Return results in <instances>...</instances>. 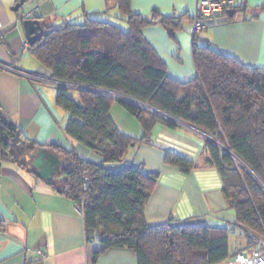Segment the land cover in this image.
Returning <instances> with one entry per match:
<instances>
[{"label": "trees", "instance_id": "trees-1", "mask_svg": "<svg viewBox=\"0 0 264 264\" xmlns=\"http://www.w3.org/2000/svg\"><path fill=\"white\" fill-rule=\"evenodd\" d=\"M117 5L120 14L114 17L127 28L86 12L81 22L45 25L41 37L29 42L40 62L52 70L48 77L81 86L74 87L81 98L76 101L68 93L70 87L56 84L58 104L70 112L65 131L103 157L102 164H95L74 149L50 144L65 158L64 178L51 184L82 207L92 264L111 247L134 249L139 264H216L240 250L264 249V66L246 65L210 41L201 44L199 32H194L196 76L176 80L168 75L166 63L142 29L162 24L173 35L181 26L180 16L154 10L146 17L131 9V0H117ZM234 15L235 9L229 8L214 17L231 20ZM114 100L140 120L144 128L140 138L119 129L110 112ZM145 105L207 135L209 161L222 174L235 223L187 224L171 217L164 223L147 224L144 208L158 173L133 163L110 166L127 162V148L136 140L150 142L157 123L179 125ZM39 146L14 121H7L0 107V161L30 169L27 155ZM166 158L185 170L196 164L176 153H167ZM85 175L89 176L86 188ZM234 232L245 243L235 252Z\"/></svg>", "mask_w": 264, "mask_h": 264}, {"label": "crops", "instance_id": "crops-1", "mask_svg": "<svg viewBox=\"0 0 264 264\" xmlns=\"http://www.w3.org/2000/svg\"><path fill=\"white\" fill-rule=\"evenodd\" d=\"M19 2V9H15ZM231 8L235 9L234 18H210L208 26L199 31L197 41H210L246 65L264 66V0H235ZM106 9H110L108 14H102ZM131 9L146 17L154 10L180 16L181 26L173 35L162 24L145 26L142 32L166 63L170 77L179 81L194 78L193 19L197 0H131ZM30 11H35L31 18L39 19L43 27L81 22L86 12L109 19L120 14L117 0H0L4 24L0 31V61L44 77L51 76L52 70L30 47H25V42L30 41L24 20L29 18L22 14ZM121 25L127 28L126 23ZM57 92L54 84L0 68V107L39 147L56 152L50 144L57 143L76 150L92 163L102 164V155L66 133L70 112L58 104ZM68 93L76 101L81 100L80 94L77 98L78 94L70 90ZM110 112L121 131L136 138L143 135L140 120L121 102L114 100ZM207 140L204 132L190 124L179 122L171 127L159 122L150 142L136 140L128 146L127 162L110 164L120 168L133 163L158 173L144 208L147 224L164 223L171 217L187 224L219 226L237 221L223 191L222 174L209 161ZM167 153H176L196 164L185 170L170 163ZM77 206L73 198L30 169L0 161V264H92L84 212ZM231 241L233 252L245 244L237 232L231 234ZM37 250L45 256L38 257ZM233 258L216 264H234ZM96 264H139V260L132 248L111 247L100 253Z\"/></svg>", "mask_w": 264, "mask_h": 264}, {"label": "built area", "instance_id": "built-area-1", "mask_svg": "<svg viewBox=\"0 0 264 264\" xmlns=\"http://www.w3.org/2000/svg\"><path fill=\"white\" fill-rule=\"evenodd\" d=\"M234 2L235 0H197V10H196V14L193 20L194 32H199L205 29L208 26L210 18H213L215 15L223 12L225 9L231 8ZM22 16L26 18L33 17L35 16V11L24 12ZM3 26L4 24L0 17V31L2 30ZM25 47H29L28 41L25 42ZM0 68L3 70L12 71L13 73L18 74V75H26L32 79L37 78L43 82H48L54 85L61 84L65 86L81 88V86H77L72 83L58 82V81L53 80L50 77H44L42 75L40 76L35 73L25 72L24 70L16 66L8 65L1 61H0ZM111 94H113L114 96H117L118 98L129 100L130 102H133V103H137L141 105L146 104L144 102H141L127 95H122L119 93H111ZM88 178L89 176L85 175V182H84L85 188L87 187ZM77 209L79 211H83L82 207L79 204L77 206ZM37 255L38 257H44L45 253L42 252L41 250H37ZM233 260H234V264H264V249L254 248L252 250H240L234 255Z\"/></svg>", "mask_w": 264, "mask_h": 264}, {"label": "water", "instance_id": "water-1", "mask_svg": "<svg viewBox=\"0 0 264 264\" xmlns=\"http://www.w3.org/2000/svg\"><path fill=\"white\" fill-rule=\"evenodd\" d=\"M20 2L15 5V9H19ZM25 32L30 43H34L41 37L44 27L39 19L29 18L24 20ZM161 114L180 121L172 115L156 108ZM3 117L8 121L12 122L10 114L3 108H1ZM27 159L30 160L29 168L34 170V173L41 179L53 183L58 179H63L64 174L62 173L63 158L60 154L52 151L47 147H39L35 151L27 155Z\"/></svg>", "mask_w": 264, "mask_h": 264}, {"label": "rangeland", "instance_id": "rangeland-1", "mask_svg": "<svg viewBox=\"0 0 264 264\" xmlns=\"http://www.w3.org/2000/svg\"><path fill=\"white\" fill-rule=\"evenodd\" d=\"M113 14H115V13H113ZM118 14V13H117ZM108 20H111V21H113V22H115V23H119V22H121V24H123V25H125V22L122 20V21H119L118 20V18H114L113 17V19H108ZM35 61H38V60H36L35 59ZM69 90H70V92H71V94H73V95H77V98H79V94H80V92H79V90L78 89H76V88H74V87H70L69 88ZM146 107H148V108H150V109H152V110H156L154 107H152L151 105H145ZM217 143L219 144V145H221L222 146V144H221V142H218V140H217Z\"/></svg>", "mask_w": 264, "mask_h": 264}, {"label": "bare ground", "instance_id": "bare-ground-1", "mask_svg": "<svg viewBox=\"0 0 264 264\" xmlns=\"http://www.w3.org/2000/svg\"><path fill=\"white\" fill-rule=\"evenodd\" d=\"M68 87H71V86H68Z\"/></svg>", "mask_w": 264, "mask_h": 264}, {"label": "clouds", "instance_id": "clouds-1", "mask_svg": "<svg viewBox=\"0 0 264 264\" xmlns=\"http://www.w3.org/2000/svg\"><path fill=\"white\" fill-rule=\"evenodd\" d=\"M31 18V17H30Z\"/></svg>", "mask_w": 264, "mask_h": 264}]
</instances>
